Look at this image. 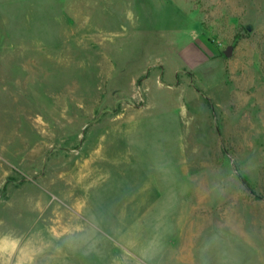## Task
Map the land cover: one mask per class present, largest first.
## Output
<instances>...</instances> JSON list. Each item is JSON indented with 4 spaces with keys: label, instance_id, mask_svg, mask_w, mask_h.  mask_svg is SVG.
Masks as SVG:
<instances>
[{
    "label": "rangeland",
    "instance_id": "rangeland-1",
    "mask_svg": "<svg viewBox=\"0 0 264 264\" xmlns=\"http://www.w3.org/2000/svg\"><path fill=\"white\" fill-rule=\"evenodd\" d=\"M0 264H264V0H0Z\"/></svg>",
    "mask_w": 264,
    "mask_h": 264
},
{
    "label": "crops",
    "instance_id": "crops-1",
    "mask_svg": "<svg viewBox=\"0 0 264 264\" xmlns=\"http://www.w3.org/2000/svg\"><path fill=\"white\" fill-rule=\"evenodd\" d=\"M151 128V129H150ZM153 128L154 127H149L147 130H145V132H147V134H150L151 132H153ZM150 138V137H149Z\"/></svg>",
    "mask_w": 264,
    "mask_h": 264
},
{
    "label": "water",
    "instance_id": "water-1",
    "mask_svg": "<svg viewBox=\"0 0 264 264\" xmlns=\"http://www.w3.org/2000/svg\"><path fill=\"white\" fill-rule=\"evenodd\" d=\"M229 53H230L229 50L225 51V55H229Z\"/></svg>",
    "mask_w": 264,
    "mask_h": 264
},
{
    "label": "trees",
    "instance_id": "trees-1",
    "mask_svg": "<svg viewBox=\"0 0 264 264\" xmlns=\"http://www.w3.org/2000/svg\"><path fill=\"white\" fill-rule=\"evenodd\" d=\"M244 182V181H243Z\"/></svg>",
    "mask_w": 264,
    "mask_h": 264
}]
</instances>
